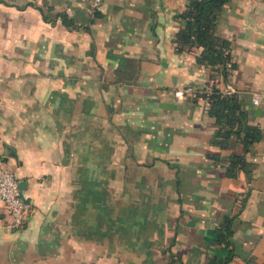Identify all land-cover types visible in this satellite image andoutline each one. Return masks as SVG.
<instances>
[{
    "label": "crops",
    "instance_id": "obj_1",
    "mask_svg": "<svg viewBox=\"0 0 264 264\" xmlns=\"http://www.w3.org/2000/svg\"><path fill=\"white\" fill-rule=\"evenodd\" d=\"M186 3L0 0V164L31 205L21 228L0 208V264H264V138L246 155L251 176L228 177L243 148L210 144V101L199 96L238 92L264 132V102L251 103L264 90V0L223 9L219 33L237 63L226 80L196 62L200 50L177 51ZM124 182L144 187L145 221L120 226L112 212L109 224L95 207L88 230V187L97 203ZM70 187L68 210L55 212ZM226 218L232 233L220 240Z\"/></svg>",
    "mask_w": 264,
    "mask_h": 264
},
{
    "label": "trees",
    "instance_id": "obj_2",
    "mask_svg": "<svg viewBox=\"0 0 264 264\" xmlns=\"http://www.w3.org/2000/svg\"><path fill=\"white\" fill-rule=\"evenodd\" d=\"M230 1L187 0L185 10L179 14L183 26L174 39L178 52L200 50L196 62L209 68L211 77L221 76L224 80L237 68L231 42L219 33L223 9ZM199 96L208 97L210 101L208 115L214 119L215 127L210 144L219 151L225 150L230 148V141L235 138L243 148L242 154L232 152L226 164L219 152L209 154V158L224 164L225 174L230 178H236L241 171L250 177L254 164L247 160L246 155L263 140V130L250 122L249 112L238 92L227 93L214 85ZM231 228L232 220L226 218L219 228L220 240L231 235Z\"/></svg>",
    "mask_w": 264,
    "mask_h": 264
},
{
    "label": "rangeland",
    "instance_id": "obj_3",
    "mask_svg": "<svg viewBox=\"0 0 264 264\" xmlns=\"http://www.w3.org/2000/svg\"><path fill=\"white\" fill-rule=\"evenodd\" d=\"M91 7L94 8L96 6L91 4ZM214 80L216 81V79H214ZM120 172L124 176L125 173L123 171H120ZM94 188L95 187H91V186L88 187V191H87L88 195L86 196L87 198L85 201L86 213H88L87 214L88 215V220H87L88 222L87 223L89 226L87 228L88 230H91L92 227L96 226L95 211H94L96 209L95 207H98V212H100V210L103 211L104 218L106 219V220L105 219L104 220L106 223H109V224L111 222L112 212L114 214H117L118 212L120 213L119 214L120 215V222H119L120 226L128 227V226H130V224L132 225V227L134 225L139 226L142 223V221H145L143 211H145L146 208L152 203H149V201L146 202V200L144 199V196H143L144 187H142V186L133 187V186H129V185L125 184V182H124V184H121L118 187V195H115V193H114V195H112V192L117 187L116 186L113 187L112 185L105 186V187H103V189H104V192L102 194L103 196H101L102 198L99 199L97 203L95 202V199H94V194H93ZM70 189H71V187L68 188L67 195H65V189L61 188L59 195L61 196V200L63 202L57 203L56 208H53V210L55 212L57 210H60V208L63 206H65L64 207L65 209L67 206H69V204H70L69 201L73 196V195L69 194ZM116 198H118L120 200L115 201ZM66 202H68V204H66ZM128 202L132 203L134 205V210L137 211L133 218L131 217V214H129V212L131 211L130 210L131 208H129ZM75 204H77V203H75ZM66 210H68V209H66ZM134 220H135V222L133 223ZM146 223L148 224L150 222H148V220H146ZM105 228L106 227H104V229Z\"/></svg>",
    "mask_w": 264,
    "mask_h": 264
},
{
    "label": "built area",
    "instance_id": "obj_4",
    "mask_svg": "<svg viewBox=\"0 0 264 264\" xmlns=\"http://www.w3.org/2000/svg\"><path fill=\"white\" fill-rule=\"evenodd\" d=\"M105 0H92L95 6L100 5ZM227 93L233 91L227 90ZM176 96L182 97L185 91L178 90ZM264 102V90H256L252 93L251 103L253 106H260ZM0 208L8 212L12 219V224L16 228L25 225L31 211V205L23 199L20 181L15 173L0 164Z\"/></svg>",
    "mask_w": 264,
    "mask_h": 264
},
{
    "label": "water",
    "instance_id": "obj_5",
    "mask_svg": "<svg viewBox=\"0 0 264 264\" xmlns=\"http://www.w3.org/2000/svg\"><path fill=\"white\" fill-rule=\"evenodd\" d=\"M20 188H21V190L25 189V182L24 181L20 182Z\"/></svg>",
    "mask_w": 264,
    "mask_h": 264
}]
</instances>
